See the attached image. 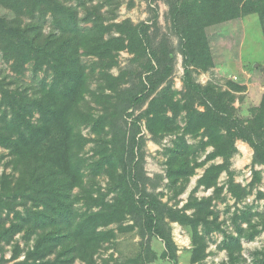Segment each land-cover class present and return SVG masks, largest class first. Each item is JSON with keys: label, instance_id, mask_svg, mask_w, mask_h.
<instances>
[{"label": "trees", "instance_id": "trees-1", "mask_svg": "<svg viewBox=\"0 0 264 264\" xmlns=\"http://www.w3.org/2000/svg\"><path fill=\"white\" fill-rule=\"evenodd\" d=\"M164 1L181 55L180 91L172 82L177 55L168 35L161 32L157 9L136 24L129 19L105 23L101 5L86 8L81 18L76 6L62 0H0V6L15 15L12 20L0 15V59L17 75L29 68L36 80L29 86L31 93L4 87L0 81V146L9 150L19 171L15 185L6 174L0 178V214L4 209L13 213L8 225L0 218V264H73L76 259L95 264L100 246L116 236L112 224L120 232L137 228L142 237L161 240L159 256L147 246V261L157 257L175 261L177 246L169 220L190 229L191 262L204 256L205 236L217 230L223 233L221 247L233 264L241 251V238L252 239L257 233L245 211L233 214L236 235L222 230L211 196L190 195L183 207L175 208L151 192L141 132L144 121L155 141L175 135L165 147L169 186L187 181L197 167L221 158L222 162L207 165L196 187L213 188L218 195L222 190L218 179L226 171L232 196L237 201L246 196L245 188L233 181L231 158L238 152L237 140L247 143L253 150L252 181L261 179L254 166H264V93L252 119L244 121L235 115L231 91L211 82L201 84L194 73L215 65L207 28H223L227 35L231 25L238 28L241 17L256 14L264 35V0ZM122 50L142 60L129 80L125 72L115 76L109 71ZM83 57L93 60L86 64ZM94 76L97 92L90 89ZM229 87L245 89L234 82ZM95 93V100L105 107L100 114L82 107L86 95ZM82 126L90 127L99 147L91 170L105 171L109 178L107 192L96 197L90 192L73 194L75 188H83L86 177L79 152L89 139L81 134ZM198 137L195 143L189 141ZM208 146L212 150L198 160L199 152ZM109 193H114L111 201L105 198ZM81 196L87 205L84 211L75 208ZM18 205L25 207L18 210ZM239 219L247 221L249 229L242 228ZM127 220L132 223L124 225ZM19 233L26 244L32 238L34 243L22 259H18L22 249L14 244L6 260L2 243L10 244ZM256 254V264H264V251Z\"/></svg>", "mask_w": 264, "mask_h": 264}, {"label": "rangeland", "instance_id": "rangeland-1", "mask_svg": "<svg viewBox=\"0 0 264 264\" xmlns=\"http://www.w3.org/2000/svg\"><path fill=\"white\" fill-rule=\"evenodd\" d=\"M65 3L76 6L79 11V16L82 18L86 14V8L94 5H101L100 12L103 14L104 22H120L129 19L136 24L141 21H146L151 17L152 8L157 9L158 21L161 32L168 35V38L175 49L177 59L173 72V86L176 90H182L181 77L183 69L181 66V55L178 52L177 38L174 36L169 27L167 19L168 6L164 0H62ZM0 15L12 20L15 15L10 10L0 6ZM238 28L233 24L227 28V35L223 28L215 26L207 28V33L210 38L215 65L208 71L196 70L194 77L201 84L207 82L213 83L217 88L231 91L235 99L232 102L235 115L241 120L252 119L253 108L259 105L262 94L264 93V35L262 32L260 20L256 14H248L243 16L238 21ZM90 23L82 22V25ZM49 24L46 25L45 31L49 30ZM229 29V30H228ZM232 29V32L230 31ZM230 47H233L231 50ZM86 64H90L93 59L83 57ZM141 59L136 58L127 50H122L117 56V63L110 68V72L117 76L125 72L130 78V72L141 68ZM44 72L39 73V77H43ZM0 81L4 87L27 89L32 92L29 86H34L33 77L29 68L21 75H17L11 70L10 64L0 59ZM229 82H234L239 85H244L242 91H234L229 87ZM98 78L92 77L90 80L91 91H98ZM128 85V83L126 84ZM106 90V93H109ZM98 93L95 95L87 94L86 100L82 107L94 114H100L105 108L104 104L95 100ZM146 105L142 107L145 108ZM141 109V110H142ZM139 111V110H138ZM137 111V112H138ZM1 114V111H0ZM37 115L33 120H36ZM180 125H183L181 120ZM81 134L88 140L84 148L79 152V156L84 161V179L83 188H75L73 194L86 195L90 192L93 197H96L99 192L106 193L108 190L109 178L105 171L99 174H94L91 170V164L98 158L96 137L91 132L89 126L81 127ZM141 135L144 136L145 142L143 145L144 160L143 167L146 175L151 179L147 184L148 189L159 195V198L166 202L169 206L181 208L188 201L190 195L201 197H212L211 208L217 215L218 221L221 223V228L227 233L236 235L235 224L232 221L234 212L245 211L249 213V222L254 225L257 233L252 239L245 237L241 238V251L238 253V258L233 264H256V253L264 251V166L255 165L254 169L258 170L261 175L259 181L253 182L252 175V155L253 150L250 146L241 141H236L238 152L231 158L230 170L234 171L233 181L241 185L247 191L246 196L240 201H237L231 192L228 190V174L223 171L218 179V185L222 187L218 195L214 194L213 188L204 189L202 186L197 188V180L203 174L205 168L210 163H220L221 158L207 162L201 167L195 169V173L187 180L177 183L175 186H169L168 179L165 177V147L169 146L175 135H165L155 141L145 128L144 121L142 123ZM110 138V135H106ZM196 139L189 138L190 142H197ZM205 139V138H204ZM212 150L208 146L204 151H200L198 160L205 158L206 154ZM8 175L9 181L15 185L19 178V171L16 162L9 150L0 146V178L2 175ZM114 193L106 195V200L111 201ZM85 199H81L75 203V208L79 211L86 209ZM25 206L18 205L16 209L23 210ZM97 206H92V210H97ZM191 212V210H187ZM13 213L4 209L0 218H3L5 225H8L12 219ZM131 220L124 222V225L131 224ZM244 229H249L247 221L239 219L237 221ZM169 224L172 231L173 240L177 246V259L171 261L157 257L152 261H147L145 255L149 246L157 256L160 255L163 243L156 237L148 238L147 235L142 237L138 229L132 231L120 232L116 224L109 227L115 229L116 236L109 242L103 243L94 256L95 264H231L228 252L222 246L223 233L220 231H212L205 236L204 256L196 262H191L192 248L190 229L175 221H170ZM34 238L28 244L22 239V233L17 234L10 244L2 243L3 256L9 260L12 256L14 244H18L22 251L18 259L24 258L26 250L32 247ZM12 261L6 262L11 264ZM73 264H84L79 259H76Z\"/></svg>", "mask_w": 264, "mask_h": 264}]
</instances>
